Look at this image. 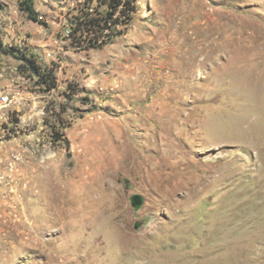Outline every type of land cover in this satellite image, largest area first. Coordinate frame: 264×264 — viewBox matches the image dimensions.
<instances>
[{
    "label": "rangeland",
    "instance_id": "374dc122",
    "mask_svg": "<svg viewBox=\"0 0 264 264\" xmlns=\"http://www.w3.org/2000/svg\"><path fill=\"white\" fill-rule=\"evenodd\" d=\"M20 2L0 0V264H264V0H135L101 49L64 36L77 0H35L41 22Z\"/></svg>",
    "mask_w": 264,
    "mask_h": 264
},
{
    "label": "trees",
    "instance_id": "16d2710c",
    "mask_svg": "<svg viewBox=\"0 0 264 264\" xmlns=\"http://www.w3.org/2000/svg\"><path fill=\"white\" fill-rule=\"evenodd\" d=\"M79 14L75 17L72 39L80 45L86 43L87 49H101L126 34L133 21L135 0H77ZM21 10L36 22H41L36 11L35 0H21ZM23 73H29L36 79V84L44 91L50 92L57 87V77L53 69L49 70L39 64L38 60L26 54L21 58ZM66 147L70 142L65 135L58 134Z\"/></svg>",
    "mask_w": 264,
    "mask_h": 264
},
{
    "label": "water",
    "instance_id": "95a60500",
    "mask_svg": "<svg viewBox=\"0 0 264 264\" xmlns=\"http://www.w3.org/2000/svg\"><path fill=\"white\" fill-rule=\"evenodd\" d=\"M132 200H133V207L134 208L139 209L143 204V199L138 195L134 196Z\"/></svg>",
    "mask_w": 264,
    "mask_h": 264
},
{
    "label": "built area",
    "instance_id": "2783aa9c",
    "mask_svg": "<svg viewBox=\"0 0 264 264\" xmlns=\"http://www.w3.org/2000/svg\"><path fill=\"white\" fill-rule=\"evenodd\" d=\"M71 34H72V28L70 27V25H67L64 30V36L69 38Z\"/></svg>",
    "mask_w": 264,
    "mask_h": 264
}]
</instances>
